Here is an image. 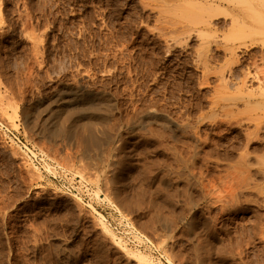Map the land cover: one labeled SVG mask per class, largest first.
Masks as SVG:
<instances>
[{"label": "rangeland", "instance_id": "rangeland-1", "mask_svg": "<svg viewBox=\"0 0 264 264\" xmlns=\"http://www.w3.org/2000/svg\"><path fill=\"white\" fill-rule=\"evenodd\" d=\"M187 2L0 0V264H264V106Z\"/></svg>", "mask_w": 264, "mask_h": 264}, {"label": "bare ground", "instance_id": "bare-ground-1", "mask_svg": "<svg viewBox=\"0 0 264 264\" xmlns=\"http://www.w3.org/2000/svg\"><path fill=\"white\" fill-rule=\"evenodd\" d=\"M187 1H188L187 3L190 4V5L195 4L194 5L195 7L196 6L197 7L199 6L198 9H200L201 15L199 17H197V19H195V23H193L194 19H193L192 22L189 19V22H191L192 25L196 24L195 27H197V26L200 25V28H202L200 30H203L204 31V32H201L203 35L205 34V35L210 36V37L211 36H215L213 33H215V31H216L215 29H218L216 27L217 26L216 24H217L218 21L216 22L215 19H217V18H215V17L217 15H220V11L221 10H222L221 11L222 14H225L227 17L229 16V20L230 21H228V19H227V22H229L230 24L229 23H227V24L230 25V26L228 28L229 30H228L227 34L224 36L225 37V40H224L225 41L224 42L225 44L224 45L222 44L223 45V48H222V45L220 43H219V46H218V49H219V47H221V49L224 50V52H225V56L224 57H226L225 60L230 63V66H229L228 71H227V76L224 77V75H223L222 79L223 78L224 79L226 78V81L225 82L227 83V85L230 88L232 87L236 92L238 91L241 94V96H239L240 94H238V92H237V95L233 94L235 98L238 99V96H239L240 97L239 99L244 100L246 103L258 102V103H260V106H264V0H187ZM174 6H177V3ZM161 7H164V6L161 5L160 8ZM172 8H175V7H172ZM176 9H179V8H176ZM163 10H165V9H163ZM217 11H219V12H217ZM168 12L171 13L170 11H168ZM190 16H192V14ZM195 16H197V14H195ZM180 18H182V17H180ZM185 18H182L183 21H184ZM179 19H178V21H179ZM164 21L166 22V20H164ZM171 21H172V19H171ZM168 23L171 24V22H168V19H167V24ZM179 23H180V21H179ZM172 24L175 25L176 23L173 22ZM189 25H191V24H189ZM185 27H186V24H185ZM185 27H184V29H185ZM192 27L194 28V26H192ZM182 28H183V26H182ZM193 28H191V30H190V28H187L186 30L193 31L194 30ZM195 30H198V29H195ZM173 31H175V30H173ZM185 31H183V33H185ZM181 32H182V30H181ZM174 36H175V34H174ZM207 36H205V37H207ZM208 39H209V37H208ZM201 42H204V40L201 41ZM210 42H211V40H210ZM206 46L204 47V50H207V49H205ZM259 46L261 47L260 49L258 48ZM200 49H202V48H200ZM252 50H254V51H252ZM198 52H199V55L202 54V53L200 54V51H198ZM209 53H211V52H209ZM241 53H242V56H240ZM207 54H205V56ZM221 56H222V54H221ZM215 58H216V56H215ZM206 60L208 61V59H206ZM209 65H210V62H209ZM226 65H228V64H226ZM226 65L224 67H226ZM205 68H206V66H205ZM208 68H210V66ZM236 68L239 69V72H237V69ZM209 70H211V69H209ZM222 73H223V71H222ZM225 88L227 89V87H225ZM223 90H224V88H223ZM220 99H222V96H221ZM220 99H218V100H220ZM225 99H223V100H225ZM228 99H231L232 100V97L231 98L228 97ZM234 99H233V101H234ZM237 99H235V100H237ZM90 103L91 104H87L86 107L84 106V108H83V105H82V108L83 109L86 108L87 112H90V111L96 110V109L97 110H99V109L100 110H103V109H101V107H102L101 103H100L101 107H98L96 104H93L92 102H90ZM105 109L103 111H105ZM259 109H260V107H259ZM5 111L8 114V111L7 110H5ZM103 111H102V113H103ZM6 112H5V114H6ZM99 113H100V111H99ZM226 113H227V110H226ZM232 113H231V115H232ZM237 113L240 114L241 112L240 113L237 112ZM234 114H235V112H234ZM226 117H228V115ZM256 117H255V119H256ZM247 120H248V118H247ZM91 124L93 125V127H95L94 123H91ZM258 124H257V126L259 127V125L261 123L259 125ZM92 125L90 126V123H89V128L90 129H91ZM255 128H256V126H255ZM94 129L96 130V128H94ZM94 129H93V132H94ZM93 132H92V129H91V133H93ZM94 134H96V133L94 132ZM92 136L95 137L96 135L95 136L92 135ZM260 159L261 158H259V160ZM259 160H257V162ZM261 161H262V159H261ZM244 168L246 169V167H244ZM244 168H243V170H244ZM242 175H243V173H242ZM244 180H245V178H244ZM244 180L242 178V181H244ZM248 180H250V179L248 178ZM245 183H246V181H245ZM102 224H103L102 225L103 230L106 231V232H108V233H111L110 230H109V228L104 224V222H102ZM113 239H114V241H116V243H118L119 245H121L124 249H128V251H131L127 246H125V244H123L121 242L122 241L121 239H120L121 240L120 241V240L117 239V237L115 238V236H113ZM132 253H134V255L136 256V260L140 264H157V263H154V261L152 260V258H150L147 254H145V253H143L141 251L137 252L135 250V251H132Z\"/></svg>", "mask_w": 264, "mask_h": 264}, {"label": "built area", "instance_id": "built-area-1", "mask_svg": "<svg viewBox=\"0 0 264 264\" xmlns=\"http://www.w3.org/2000/svg\"><path fill=\"white\" fill-rule=\"evenodd\" d=\"M25 147L28 149L30 155H34V156L36 155V152H34L31 148L27 147L26 145H25ZM123 221H124V220H123ZM115 229H117V231H118L120 234H124V230L120 229L118 224H116ZM131 232H134V230L131 229V230L127 231L126 234L129 235V236H128V239H129L133 244L137 245V246L140 247V248H142V247H144V248H145V247H149L150 249L153 250L154 253H156V252L158 251V249H157V247H156V243H155L152 239L148 238V237H147L146 235H144V234H140V237H141L142 241H139L138 239L133 238V236L130 234ZM137 234H138V233H137ZM161 257H163V255H161Z\"/></svg>", "mask_w": 264, "mask_h": 264}]
</instances>
